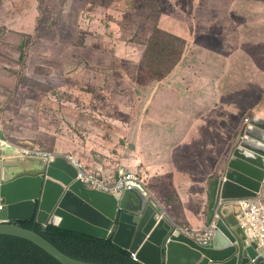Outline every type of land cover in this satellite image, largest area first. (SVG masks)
<instances>
[{
	"label": "rangeland",
	"instance_id": "obj_1",
	"mask_svg": "<svg viewBox=\"0 0 264 264\" xmlns=\"http://www.w3.org/2000/svg\"><path fill=\"white\" fill-rule=\"evenodd\" d=\"M18 1L21 8H24L25 0ZM64 1L67 6L64 12L66 19L58 27ZM104 1L109 8L103 7L108 13L101 20L100 26L96 25V21H99L95 16L90 20L84 19L85 24L78 14L80 10L88 4L99 5ZM14 2L0 0V20L4 10L10 9ZM43 3L52 7V12L42 23L41 29L37 30L38 35L36 33L31 37L30 34H23L32 33L31 28L28 29L23 24L24 29L17 26L22 34L13 36L0 21V114L8 120H18L20 126L29 130L34 125L47 129L51 121L63 117L62 112L49 110L53 101L61 104L65 100L78 105L113 102L115 110L102 113V120L98 118V127L102 130L99 136L106 139L114 121L128 120L130 104L136 105L134 115L136 118L140 117L144 103L150 102V99L146 101L145 98L148 81L152 96L156 91V82L161 81L157 79L158 72H165L175 64L171 73H178L182 65L176 61L181 52L182 58L187 55V59L195 60L200 53L198 61H202L199 68L212 71L213 56L221 54L220 63L223 64L225 54H237L250 42V37H254L255 32L259 38L254 44L258 48L249 51L250 67L246 68L249 76H256L261 56L264 55L260 39L264 25L253 28L249 24L264 21V0H43ZM43 18V14L37 11L31 21L39 23ZM68 21L74 23L71 29L67 28ZM153 26L171 34L173 39L162 35L166 38L162 44H149ZM87 28H91L89 32L97 37L93 42L85 36ZM53 29L56 30L55 33ZM190 29L191 34L185 31ZM156 35L158 34L154 37ZM55 39H72L73 47L62 46L60 52L52 56L51 42ZM84 39L91 48L79 47ZM118 45L121 49H116ZM98 51H103L104 54ZM253 55H258L259 58ZM227 69L228 67L222 74ZM215 71L219 73L218 68ZM236 85V91L244 89V84H239L241 86L238 88ZM152 100L155 102V99ZM263 101L264 92L258 102ZM177 107L186 109V105L182 107L178 104ZM225 109L223 104L218 106L214 119L219 122V116ZM247 113L245 110L243 114ZM253 114L239 117L232 111V148L246 121ZM72 125L71 129L79 133L78 127H82L79 121ZM212 132L211 141L215 140L210 145L216 149L222 137L217 142V133L214 130ZM200 151L210 153L204 147ZM149 182L150 179L148 186Z\"/></svg>",
	"mask_w": 264,
	"mask_h": 264
},
{
	"label": "crops",
	"instance_id": "obj_2",
	"mask_svg": "<svg viewBox=\"0 0 264 264\" xmlns=\"http://www.w3.org/2000/svg\"><path fill=\"white\" fill-rule=\"evenodd\" d=\"M103 7L108 9L109 5L103 2L99 5L88 4L78 14L85 24V20L95 16L99 21H96V25L100 26L101 20L108 13ZM249 24L257 28L264 25V21ZM73 25L74 23L67 22L68 29ZM91 30L85 29V36H92L89 32ZM185 31L192 33L191 29ZM262 34L260 39L264 47V30ZM256 35L254 32V37H250V42L237 54H225L223 64L220 63L221 54L213 56L212 71L199 68L202 61H198L200 53L196 55L197 60L187 59V55L181 57L178 64L182 67L178 73L173 71L167 78L156 82V91L152 96L150 82H147L145 98L146 101L150 99V102L144 103L140 117L136 118L134 115L136 105L130 104L128 120L114 121L106 139L99 136L102 130L98 127V118L102 120V113L115 110L113 102L78 105L65 100L61 104L53 101L49 110L62 112L63 117L51 121L47 129L34 125L29 130L20 126L18 120H11L7 126L0 125L1 135L15 147L41 146L40 148L52 153L72 154L81 162L86 172L94 173L105 181H110L118 168L135 170L143 166L148 173L147 182L150 179L147 189L157 206L179 227L200 231L208 225L212 215L209 209L210 184L225 172L233 149L232 111L239 117L249 113H254L252 117H264V101L258 102L264 92V55L261 56L262 61L255 77L249 76L246 70L250 67V49L258 48L254 44L259 38ZM62 46L73 47V40H53L51 55L56 56ZM79 47L91 48L86 39ZM107 47L111 48L109 45ZM116 49H121V46L118 45ZM98 52L104 54L103 51ZM253 56L259 58L258 55ZM184 62L187 63L183 65ZM226 67V73L222 74ZM217 68L219 73L215 71ZM62 78L66 87L65 75ZM239 81H243L245 85L238 92L235 85ZM240 86L238 84L236 88ZM252 89L257 91L258 100L248 106H238L236 102L244 100L243 96ZM178 104L182 107L186 105V109H180ZM221 104L226 109L220 114L218 122L213 115H216L217 107ZM245 110L248 111L247 114H243ZM77 121L82 126L78 127L79 133L70 127ZM213 130L217 133V142L222 137L216 143V149L210 145L215 140L211 141ZM203 147L210 153L200 151ZM16 151L14 147L4 148L0 152V158L14 156ZM257 198L264 203V185Z\"/></svg>",
	"mask_w": 264,
	"mask_h": 264
},
{
	"label": "water",
	"instance_id": "obj_3",
	"mask_svg": "<svg viewBox=\"0 0 264 264\" xmlns=\"http://www.w3.org/2000/svg\"><path fill=\"white\" fill-rule=\"evenodd\" d=\"M76 169L61 157L0 158V235L28 240L60 264L76 260L33 230L14 224L55 225L113 242L142 264H264V253L247 237L239 200L256 198L264 185V117L254 116L235 142L226 170L209 188L211 241H197L135 188L111 195L83 186Z\"/></svg>",
	"mask_w": 264,
	"mask_h": 264
},
{
	"label": "trees",
	"instance_id": "obj_4",
	"mask_svg": "<svg viewBox=\"0 0 264 264\" xmlns=\"http://www.w3.org/2000/svg\"><path fill=\"white\" fill-rule=\"evenodd\" d=\"M14 1L15 2L11 5L10 9H5L4 13L2 14V18L0 20L2 22V26H6V28L9 30V32L12 33L13 36H17V34H22V31L17 29V26H20L22 28L23 24H25V27H27L28 29L31 28L32 33L24 32L23 34H30L31 37H33L36 33L38 35L39 31L37 32V30L41 29L42 23L45 21L49 13L52 12V7H50L49 5H45L43 3V0H25V6L24 8H21L20 1ZM103 3L107 4L106 1H104ZM62 7L63 9L61 10V15L59 16L60 23L58 24V27H61V24L65 23L64 20L66 19V15L64 14V12L65 9H67L65 1ZM37 11L38 13L43 14L44 18L40 19L38 21L39 23H33L31 20L33 18V15L36 14ZM137 11L138 9L133 13L136 14ZM68 14L69 13H67V16ZM159 17L160 15L158 16V18ZM30 24H33L32 27H30ZM152 31L151 41L149 42V44L154 43V45L156 46L162 44L163 40H166V38H164L162 35L172 38L171 34L157 30L154 26L152 27ZM55 32L56 30L53 29V33ZM155 34H158L156 35L157 37H154ZM89 39L92 41L96 40L97 37L89 36ZM183 43L186 44L184 40ZM181 55L182 52L178 56V59L176 61L177 64L181 59ZM174 67L175 64L168 68L165 72H158L157 79H164L166 75L171 73ZM236 84L245 85L243 81H239ZM256 94L257 91L255 89L249 90L243 96L244 100L236 103H238L240 107L254 104L256 100H258ZM10 121L11 120H8L5 117H1L0 114V125L3 124L4 126H7L8 122ZM0 134H2V128ZM117 170L115 172V175H117ZM13 223L23 228L33 230L53 246H55L58 250L76 260L96 264H142L140 262L133 261L131 258V253L128 250L123 249L119 245L115 244L112 238L103 239L93 235L61 228L55 225L43 226L36 223L34 219H32L31 221H15ZM0 264L60 263L50 255H48L40 247L28 240L16 236L0 235Z\"/></svg>",
	"mask_w": 264,
	"mask_h": 264
},
{
	"label": "built area",
	"instance_id": "obj_5",
	"mask_svg": "<svg viewBox=\"0 0 264 264\" xmlns=\"http://www.w3.org/2000/svg\"><path fill=\"white\" fill-rule=\"evenodd\" d=\"M7 147H14V149L17 150L15 155L18 156L44 159L61 157L65 159L76 169L75 179L80 181L86 188L95 189L111 195H118L124 193L125 191L138 188L144 192L148 198H153L147 189L146 182L148 179V173L143 166H140L135 170H129L124 167L118 168L117 175H114L110 181H105L94 173L86 172L81 162L72 154H56L32 145L15 147L0 134V152ZM238 202L241 207L239 218L242 226L246 229L248 239L264 253V203L259 198H245L239 200ZM178 228L180 231L193 237L197 241H211L215 233L214 222L205 226L204 229L200 231H196L188 227L178 226ZM131 258L133 261L139 262L137 259V252L131 253Z\"/></svg>",
	"mask_w": 264,
	"mask_h": 264
},
{
	"label": "clouds",
	"instance_id": "obj_6",
	"mask_svg": "<svg viewBox=\"0 0 264 264\" xmlns=\"http://www.w3.org/2000/svg\"><path fill=\"white\" fill-rule=\"evenodd\" d=\"M15 155V154H14ZM15 156H18V155H15Z\"/></svg>",
	"mask_w": 264,
	"mask_h": 264
}]
</instances>
